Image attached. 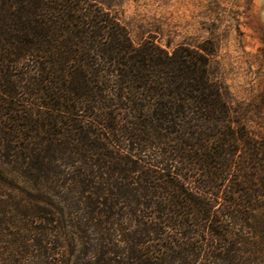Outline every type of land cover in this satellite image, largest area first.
Wrapping results in <instances>:
<instances>
[{
    "label": "trees",
    "instance_id": "obj_1",
    "mask_svg": "<svg viewBox=\"0 0 264 264\" xmlns=\"http://www.w3.org/2000/svg\"><path fill=\"white\" fill-rule=\"evenodd\" d=\"M209 52L0 0V264H264V139Z\"/></svg>",
    "mask_w": 264,
    "mask_h": 264
},
{
    "label": "rangeland",
    "instance_id": "obj_2",
    "mask_svg": "<svg viewBox=\"0 0 264 264\" xmlns=\"http://www.w3.org/2000/svg\"><path fill=\"white\" fill-rule=\"evenodd\" d=\"M128 28L138 46L151 41L209 50L210 73L235 115L264 139V0H96Z\"/></svg>",
    "mask_w": 264,
    "mask_h": 264
}]
</instances>
